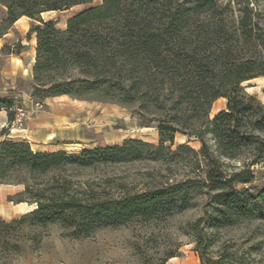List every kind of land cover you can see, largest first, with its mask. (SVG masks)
<instances>
[{"label": "trees", "instance_id": "trees-1", "mask_svg": "<svg viewBox=\"0 0 264 264\" xmlns=\"http://www.w3.org/2000/svg\"><path fill=\"white\" fill-rule=\"evenodd\" d=\"M91 1L0 0L5 8L0 38L22 16L38 21L29 29L36 38L33 94L85 99L82 91L94 90L110 94L116 103H136L138 125L155 123L158 143L126 139L68 154L34 151L26 140H1L0 184H22L16 203H35V208L9 221L0 217V238L10 243V229L18 223H59L88 235L131 221L166 222L198 206L178 230L192 244L199 264H264L263 233L251 227L253 219L264 215V186L245 187L255 180L251 165L264 160V103L241 85L264 76V55L258 50L264 38L256 24L241 15L230 31L222 19L210 20L216 18L210 14L211 22L194 21L185 35L179 30L186 17L173 14L166 23V13H155L151 0H101L70 16L64 28L40 17ZM200 5L212 9L213 1ZM184 37L189 41L183 43ZM5 49L8 45L0 51ZM221 97L225 109L210 118L211 104ZM7 118L11 122L14 114L9 111ZM176 134L197 140L199 149L188 140L173 150L166 146L174 144ZM137 149H146L151 160H159L165 150L199 156L196 168L203 167L117 197L94 200L75 193L80 171L136 158ZM246 152L252 156L246 163L226 169L225 160ZM179 255L178 245L151 264H166Z\"/></svg>", "mask_w": 264, "mask_h": 264}, {"label": "rangeland", "instance_id": "rangeland-1", "mask_svg": "<svg viewBox=\"0 0 264 264\" xmlns=\"http://www.w3.org/2000/svg\"><path fill=\"white\" fill-rule=\"evenodd\" d=\"M155 13L162 10L167 16V23L173 14L184 15L186 20L179 32L189 35L196 26L194 21L214 22L223 20L226 27L233 31L241 15H247L256 24L257 31L264 38V0H212L213 8L201 6L205 0H151ZM101 4V0H92L71 6L63 10H50L41 13L44 21L53 20L60 28L73 14L90 6ZM201 8V12H197ZM163 14V15H164ZM210 14L214 15L210 19ZM5 15V8L0 5V19ZM208 19V20H207ZM210 19V20H209ZM38 21L23 16L8 29L0 39V48L8 45L9 49L0 51V141L3 139L26 140L21 134L26 122L35 114L43 113L48 107L68 103L76 106L80 112L91 114V123L102 126L99 139L94 147L122 144L126 139H138L152 144L158 143L155 123L140 126L137 123V104L115 102L113 96L102 92L82 91L85 99L72 98L68 95L39 97L34 95L32 87V66L35 61V33L30 27ZM183 43L189 39L184 37ZM13 53H7L8 51ZM256 48L249 50L254 53ZM264 55V46L258 47ZM31 66V77L29 68ZM245 91L264 103V76H259L241 84ZM226 99L221 97L211 104L209 117L225 109ZM2 105H9L5 108ZM2 106V107H1ZM14 119L8 122V112ZM23 113L20 122L15 119ZM18 135V136H17ZM186 136L176 134L174 144L166 143L172 150L177 144L184 143ZM27 141V140H26ZM28 142V141H27ZM29 143V142H28ZM30 144V143H29ZM190 147L198 150L200 143L190 139ZM31 146V145H30ZM91 147V146H90ZM32 148V147H31ZM33 149V148H32ZM34 151H38L36 148ZM67 152L68 154H76ZM136 158L127 161L97 165L82 170L77 175L80 184L75 185V193L88 199L117 197L127 192L139 190L181 179L187 173H199V156L179 152H162L159 160L147 158L146 149H137ZM252 157L249 152L237 160H225L226 169L232 170ZM264 159V154L262 155ZM255 180L245 187L264 186V160L251 165ZM23 191L22 184H0V217L9 221L14 217L35 208V203L27 202L23 210L16 206ZM12 199V200H9ZM201 200L197 204H200ZM198 206L174 216L166 222L147 223L131 221L117 226L96 228L88 235L74 234L71 228L61 224L44 227L32 226L28 222L16 224L10 229V243L0 238V264H151L159 260L165 252L179 245V256L168 259L166 264H199L198 257L192 250V244L179 232V227L187 219L198 213ZM251 227L259 229L264 241V215L255 218ZM264 252V251H263Z\"/></svg>", "mask_w": 264, "mask_h": 264}, {"label": "crops", "instance_id": "crops-1", "mask_svg": "<svg viewBox=\"0 0 264 264\" xmlns=\"http://www.w3.org/2000/svg\"><path fill=\"white\" fill-rule=\"evenodd\" d=\"M31 66L29 68L30 77ZM80 111L81 109L78 110L76 106L68 103L50 106L43 113L31 117L30 122L25 123L23 128L25 133L21 136L30 143L33 149L36 148L38 151L62 150L75 153L90 149L99 139L98 133L102 131V126L91 123L89 111L84 113ZM25 205V202L16 204L19 210H23Z\"/></svg>", "mask_w": 264, "mask_h": 264}, {"label": "built area", "instance_id": "built-area-1", "mask_svg": "<svg viewBox=\"0 0 264 264\" xmlns=\"http://www.w3.org/2000/svg\"><path fill=\"white\" fill-rule=\"evenodd\" d=\"M19 113V112H18ZM23 116V113H19L17 115V118L15 119L16 122H20L21 121V117Z\"/></svg>", "mask_w": 264, "mask_h": 264}]
</instances>
